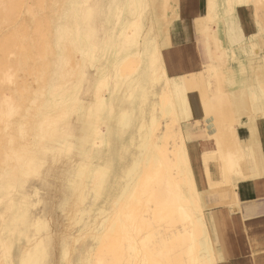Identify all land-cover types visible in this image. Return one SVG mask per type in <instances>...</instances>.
<instances>
[{"label":"rangeland","instance_id":"1","mask_svg":"<svg viewBox=\"0 0 264 264\" xmlns=\"http://www.w3.org/2000/svg\"><path fill=\"white\" fill-rule=\"evenodd\" d=\"M139 1L137 8L134 0H0V264H18L23 252L31 248L32 255L39 245L38 264H84L85 256L95 258L104 230L120 218L121 189L127 168L140 156L144 131L138 128L147 124L152 89L132 94L116 76L114 64L124 55L116 38L111 45L103 40L109 33L103 31L116 23L115 12L124 10H130L134 31L142 27L135 19L147 9L160 40L172 18L153 14L156 0L149 8ZM228 1L257 7L264 33V0ZM212 101L213 95L206 99L209 120H221ZM118 112L122 118L113 120ZM146 140L151 146L154 135ZM171 146L170 138L163 140L161 156H168ZM172 169L167 171L176 178ZM167 171L161 170L162 177ZM76 194L83 198L79 205ZM146 207L140 214L152 218L155 204ZM147 231L138 230L143 237ZM123 254L125 264L128 251Z\"/></svg>","mask_w":264,"mask_h":264},{"label":"crops","instance_id":"2","mask_svg":"<svg viewBox=\"0 0 264 264\" xmlns=\"http://www.w3.org/2000/svg\"><path fill=\"white\" fill-rule=\"evenodd\" d=\"M217 2V18L210 28L207 0H169L168 6L156 0L153 14L172 18L158 40L145 9L141 34L155 39L168 78L216 264H264V33L257 7ZM120 22L109 30L119 32ZM117 31L104 30L103 35L109 32L112 41ZM218 49L226 52L211 62ZM211 63L218 84L208 74ZM216 89L227 94L229 102L218 105ZM212 95L210 104L221 120H209L206 99ZM227 155L237 161L231 173Z\"/></svg>","mask_w":264,"mask_h":264},{"label":"bare ground","instance_id":"3","mask_svg":"<svg viewBox=\"0 0 264 264\" xmlns=\"http://www.w3.org/2000/svg\"><path fill=\"white\" fill-rule=\"evenodd\" d=\"M142 1L144 2V6H146L145 0ZM134 2V6L137 8L138 5L141 6L139 0H134ZM216 5V0H207L208 10L206 22L210 28L214 25ZM129 13L130 10H124V12L116 11V22L121 21L119 24L120 29H118L119 32L117 31L118 35L115 33L117 35V47L124 55L121 60L119 58V62L115 59L117 62L114 64L116 76H120V78L122 77L124 79L123 82L128 90H132V94L134 92H137L138 95L143 94L144 91L147 90L146 87H150V89H152L150 92V94H152V99H149L150 109L148 110L147 124L141 123L138 128L144 131V135L141 137V144L138 145V148L141 149L138 151L140 156H138L136 160H133L132 165L127 168V175L124 178L126 182L124 188L121 189L123 190V192L121 191V197H123L122 199L124 200L122 202V207L124 208L123 212L119 219L115 220L113 224H109L110 226L105 229L106 231L104 230V233L99 237L100 239H97V241H100V247L97 248L95 258L93 259L92 257V259L89 260V258L85 256V258H83L85 259L84 264H104L105 257L109 259V263L107 264H122L121 261H124L123 253L127 251L128 255L126 256L128 257L125 264H216L212 246L206 232L195 182L192 179L187 150L184 146V139L180 131L174 102L169 90L168 78L165 75L155 39L149 38L150 35L146 38L147 34L145 35V33L143 34L144 37H142V34L139 33L142 28L140 26H137L134 31H132L133 29L130 31L129 29L132 25L130 24V17L128 18L127 16ZM121 14L125 16L122 15L123 18H121ZM140 19V17H137L135 20L140 23ZM142 30L144 29L142 28ZM149 32H152L150 28ZM112 37L113 36H110L111 39L115 38ZM107 42L111 43L110 39L107 40ZM223 51L222 49H218V52L213 53L212 57L210 56V61L213 62L217 58H220V56L226 52ZM99 62H102V60ZM207 68L209 70V76L211 75L217 83L218 73L216 69H214L215 67H213L211 63L207 65ZM8 76L6 77L10 79L12 75ZM113 76H115V74ZM9 79H6V81ZM208 81L209 80L205 81L206 89H208ZM215 91L218 105L229 102L227 94L224 95L217 89ZM53 107L51 109H53ZM154 112H156V114ZM87 114L89 115L90 113ZM116 114L112 115L111 118L114 120L115 116L116 120L119 121L123 114L119 112ZM144 118L145 117H142L141 113L140 119L144 120ZM160 118L162 119L161 128H159ZM92 126L90 125V127ZM93 127L96 128V125ZM109 135H111L110 132ZM153 135L155 141L153 140L151 143L152 145L147 147L148 139L146 140V137ZM167 138L172 140L171 150H169L168 156L166 153L161 156L163 153L160 151L159 146L161 142ZM142 150H146V152ZM225 162H227V170L229 173L237 166V161L232 159L230 155L226 156ZM172 168L176 170V178L170 177L171 172L167 171H172ZM161 170L164 171V173L167 171L169 176L167 178L162 177ZM128 191L129 195H126ZM82 199V196L79 195L78 205L82 202ZM149 202L154 203L156 206L152 211V218L141 215L148 212L146 206ZM144 206L145 209H142L140 212V209ZM134 216L138 218L136 221ZM154 220L163 223V225H155ZM126 224L129 225L131 228L130 230L126 228ZM177 224H180V228ZM140 229L148 230L146 236H140V232H138ZM123 242L126 243V247L124 248ZM39 246H36L35 253L32 255L29 254V252L32 251L31 248L30 251L26 250L27 254L23 252L19 257V263H40L38 262L39 258L36 257V255L38 256L41 252V248H39L40 250L38 249L40 252H38V250L36 251ZM33 247H35V245L32 246V248ZM36 252L39 254H36ZM43 258L44 257L40 260L42 261Z\"/></svg>","mask_w":264,"mask_h":264}]
</instances>
